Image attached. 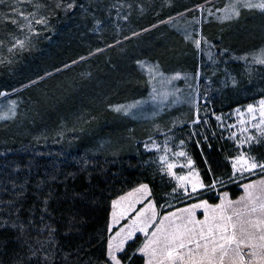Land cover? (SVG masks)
<instances>
[{"label": "trees", "instance_id": "16d2710c", "mask_svg": "<svg viewBox=\"0 0 264 264\" xmlns=\"http://www.w3.org/2000/svg\"><path fill=\"white\" fill-rule=\"evenodd\" d=\"M176 1L184 7L203 0H147L145 16L151 18L161 4L165 11L177 7L172 4ZM110 5L111 0L55 5L44 29L21 47L11 72V67H6L7 41L0 42V53L5 54L0 67V93L88 55L102 37L118 29L117 21L126 16L127 6H122L123 14H118L109 10ZM257 18L264 20V14L243 13L239 20L246 22L230 25L223 41L249 45V39L257 36ZM152 24L154 20L148 22ZM3 30L7 37L11 30ZM179 40L177 34L167 31L151 38L143 49L156 55L175 52ZM114 50L116 47L75 65L92 63L85 79L66 82L64 75L69 71H62L26 86L21 92L29 93L35 104L32 117L0 123V264H113L108 256L113 200L145 183L158 205L165 201L160 178L146 165L143 151L120 142L133 121L105 110L107 97L137 89L131 55L121 56ZM183 60L192 63L191 57ZM192 64L196 69L197 60ZM263 95L232 100L217 110L229 111ZM206 104L201 103V110ZM200 118L193 128L187 127L188 137L185 135L189 153L207 186L199 192V198L212 204L220 201L222 192L237 198L243 193L242 185L256 177L232 179L231 158L236 154L233 143L221 134L213 117ZM60 127L68 131L61 137L56 136ZM100 140L106 143L102 145ZM220 179L229 180L215 187ZM166 211L162 208L161 213ZM143 241L139 234L126 244L119 255L123 264L145 263L144 255L138 252Z\"/></svg>", "mask_w": 264, "mask_h": 264}, {"label": "rangeland", "instance_id": "374dc122", "mask_svg": "<svg viewBox=\"0 0 264 264\" xmlns=\"http://www.w3.org/2000/svg\"><path fill=\"white\" fill-rule=\"evenodd\" d=\"M77 1L79 0H0V42L7 41L6 67H11L9 72L13 70L14 63H17L21 54L23 47L19 42L23 41V45H26L33 41V35L44 29L48 14L55 5H74ZM146 1L111 0L109 10L123 14L122 6H127L128 11L123 19L117 21L118 29L109 36L102 37L97 43L98 47L88 55L67 62L22 87L12 91L2 90L0 93V123L19 119L21 122L32 117V105H35L29 93L21 92L26 86L62 71H69L64 75L66 82L75 83L85 79L92 63L77 68L75 65L95 54L108 52L113 47H116L113 53L131 55L130 60L134 61L131 70L133 78L135 74L137 89L119 97H107L104 101L105 110L133 121L124 130L125 135L120 142L143 151L146 165L152 168L154 176L160 178L165 201L158 205L152 196L151 187L145 183L113 200L108 252L112 245V251L120 264H123L120 253L137 235L141 234L146 241V238L154 240L160 233L165 234V222L161 218L164 213L170 212L177 216L184 214L194 221H204L207 216L209 223L221 214L231 215L233 210L244 212L242 218L245 220L264 218V214L259 211L250 216L248 214L253 206L259 209L264 203V168L260 167L264 165V115L261 114L264 110V105L261 104L264 95L239 104L229 111L217 110V107L232 100L255 97L257 93L264 92V64L258 62L260 58H264V20L257 18V36L254 40L249 39V45L237 46L233 42L223 41L224 32L232 28L230 25L246 22L247 19L239 20L243 13L250 15L257 12L258 15H263L264 10L245 7L246 0H203L184 7L176 4V1L172 4L177 7L165 11V6L161 4L152 17L148 18L145 16L148 10ZM251 2L256 4L261 0ZM138 5V9L134 8ZM151 20H154V24L148 25ZM165 25L167 28L163 29ZM3 27L7 31L11 30L7 37ZM167 31H173L180 37L179 43L174 47L175 52L156 55L143 49L151 38L162 36ZM111 54L112 52L108 53L107 58ZM3 56L5 54L0 53V67L4 62ZM185 57H191L192 63L194 59L197 60V68L194 69L192 63L186 64L183 60ZM211 97L214 98L213 102L206 104ZM201 103L206 104L203 110ZM250 107L253 109L251 112ZM118 108L119 111L116 110ZM202 115L213 117L221 134L234 145L232 149L236 154L231 158L232 179L238 181L256 177L242 185L243 193L239 197L232 198L228 192H222L220 201L216 204L199 198V192L207 186L189 153L185 139V135L188 137L187 127L193 128ZM67 133L60 127L56 136L61 137ZM37 135L42 137L41 132ZM105 141L100 143L104 145ZM252 163H256L257 167L251 168ZM227 180L229 179H220L214 185L218 187ZM168 186L171 188L166 190ZM193 205L200 207L193 208ZM162 208L167 211L161 213ZM185 209L190 211L185 212ZM195 227L199 229L201 225L196 224ZM251 231L253 238L247 243L256 245L258 253L251 264H264V241L259 239L258 230ZM129 232H132L130 237ZM151 232L156 235L150 238ZM121 241L123 243L120 250H116L115 245ZM139 248L138 252L142 253L143 249ZM241 249L242 253L250 251L246 244H242ZM231 256L230 252L229 256L224 257V264H232ZM159 258L162 264H171L165 257ZM109 259L116 264L110 257ZM244 259L245 262L249 261L247 255ZM150 261L155 264L156 258L149 257L148 264ZM177 264L180 262L177 261ZM236 264H239L238 259Z\"/></svg>", "mask_w": 264, "mask_h": 264}, {"label": "snow or ice", "instance_id": "6c2138e0", "mask_svg": "<svg viewBox=\"0 0 264 264\" xmlns=\"http://www.w3.org/2000/svg\"><path fill=\"white\" fill-rule=\"evenodd\" d=\"M245 7H256L264 10V0L256 4H253L251 0H246ZM234 14L238 15V13ZM19 44L23 47V41H20ZM197 45H199V41H197ZM258 62L264 64V58H260ZM261 104L264 105V101H261ZM116 110L119 111L120 109ZM249 111L251 112L253 109L250 107ZM261 114L264 115V110H262ZM252 139L254 138H249V140ZM180 155L184 154L180 153ZM250 167L256 168L257 164L252 163ZM260 167L264 168V165H260ZM193 187L195 188V185ZM248 187H251V185ZM192 207L198 208L200 205H193ZM184 211L189 212L190 210L185 209ZM257 211L264 214V203L259 206V209L253 206L248 214L250 216L251 213ZM244 215L245 213L242 211L233 210L231 215L221 214L219 217H214L211 223L208 222L206 216L204 221L189 219L183 225H176L162 238V254L171 261V264H177V261L180 264H224V257L229 256L231 252L232 256L230 259L232 264H236L237 259L239 264H251V261L256 259L258 253L256 245L247 243V241L253 238V232L251 231L253 229L259 231V239L264 241V218L258 217L245 220L242 218ZM196 224L201 225V227L197 229L195 227ZM140 230L144 231V229ZM131 235L132 232H129L128 236L130 237ZM152 235L155 236L156 233ZM122 243L123 241L115 245L116 250H120ZM242 244H246L249 247L250 251L248 253H242ZM112 247V245L109 246L108 255L116 264H120L112 251ZM245 255L249 257L248 262H245ZM149 264H151V261Z\"/></svg>", "mask_w": 264, "mask_h": 264}, {"label": "crops", "instance_id": "0c3cea01", "mask_svg": "<svg viewBox=\"0 0 264 264\" xmlns=\"http://www.w3.org/2000/svg\"><path fill=\"white\" fill-rule=\"evenodd\" d=\"M155 204V203H154ZM156 206V205H155ZM173 211H171L172 213ZM177 213V212H175ZM180 215V214H179ZM188 216H184V214H181L180 216H177L176 214L175 215H172L170 214V212L168 213H164L162 215V219H164V226L166 227V232H168L170 229H173L176 225H183L188 219L189 217L187 218ZM167 218V219H166ZM168 230V231H167ZM166 232H164L166 234ZM165 234H159L157 236L156 239L152 240L151 236H152V232L150 233V240H148L146 238V241L144 239V241L142 242V244L140 245V248L139 249H143V252L141 253L142 255H144L145 257V264H148V259L149 257H154L156 258V262L155 264H162L161 260L159 257H162L163 254H162V238ZM147 246V247H146ZM150 255V256H149ZM164 257V256H163Z\"/></svg>", "mask_w": 264, "mask_h": 264}]
</instances>
